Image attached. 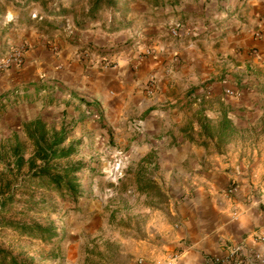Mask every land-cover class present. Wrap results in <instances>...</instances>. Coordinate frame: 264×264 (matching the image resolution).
Wrapping results in <instances>:
<instances>
[{
  "label": "crops",
  "instance_id": "1",
  "mask_svg": "<svg viewBox=\"0 0 264 264\" xmlns=\"http://www.w3.org/2000/svg\"><path fill=\"white\" fill-rule=\"evenodd\" d=\"M251 3L246 25L211 36L222 55L234 54L233 64L224 60L227 79L208 90L197 88L194 48L156 42L144 54V36L165 29L157 24L118 38L57 20L16 24L0 34V55L12 45L26 49L22 67L0 71L3 121L24 130L40 118L71 131L70 141L90 139L94 155L125 158L127 171L150 154L155 164L166 161L176 179H191L187 197L177 195L169 215H160L148 237L134 239L118 264H156L171 256L175 264H209L238 245L259 250L264 264V242L255 239L264 236V1ZM135 36L133 49L115 47ZM227 89L237 95H225ZM225 120L236 133L229 149L219 134ZM205 124L217 132L204 131ZM245 130L252 136L245 138ZM117 140L116 148L106 146ZM231 185L236 192L229 196Z\"/></svg>",
  "mask_w": 264,
  "mask_h": 264
},
{
  "label": "rangeland",
  "instance_id": "2",
  "mask_svg": "<svg viewBox=\"0 0 264 264\" xmlns=\"http://www.w3.org/2000/svg\"><path fill=\"white\" fill-rule=\"evenodd\" d=\"M252 1L259 0H184L178 6L163 7H155L146 0H105L99 11L90 12L95 0H0V34L5 36L16 24L17 28H30L38 22L57 20V25L75 23L81 30L98 29L104 36L118 38L135 27L141 31L150 28L149 24H157L165 29L144 36V54H150V45L156 42L165 45L175 41L178 51L185 45L194 48L197 88L205 89L213 82H224L226 73L229 74L225 64H233V51L228 57L224 56L226 53L222 55L223 50L219 43L215 44L212 34L221 28H234L238 23L246 25ZM260 18L264 19V11ZM137 38L117 42L115 47L121 51L133 49L138 46ZM208 89L209 86L205 90ZM3 115L0 109V158L7 151L8 140L14 142V132L30 153L31 144L22 133L24 130L14 128L12 121H3ZM211 131L216 133L217 129ZM235 136V131H230L221 146L231 148L228 141ZM243 136L248 138L252 134L245 130ZM71 141H81L79 155L72 161L87 165L78 175L83 190L78 201L63 200L55 192L38 188L36 181L12 176L5 170L9 156L5 153L2 162L0 159V220L55 228L52 238H33L0 227V248L26 264H118L127 250L135 247L134 239L148 237L161 216L169 215L177 195L179 201L187 197L184 188L191 179H176L166 161L155 164L150 154L127 171L125 158L94 155L96 144L90 139ZM117 145L118 140L106 143L107 147ZM121 161L123 176L119 178L115 169ZM7 180L12 182L10 189Z\"/></svg>",
  "mask_w": 264,
  "mask_h": 264
},
{
  "label": "trees",
  "instance_id": "3",
  "mask_svg": "<svg viewBox=\"0 0 264 264\" xmlns=\"http://www.w3.org/2000/svg\"><path fill=\"white\" fill-rule=\"evenodd\" d=\"M146 1L155 7H163L166 5L178 6L184 0ZM104 2L105 0H95L90 12L99 11L104 6ZM23 127L28 142L31 144V152L28 153L27 145L21 141L19 134L14 133L12 138L14 142L10 143L8 140L6 146L5 153L9 156V160L5 170L12 176L21 175L30 181H36L38 188L55 192L63 200L78 201L82 198L83 190L78 175L86 169L87 165L80 161H72L79 155L81 141H70L71 131L65 128L58 130L40 118L25 123ZM203 130L211 135L214 134L211 131L212 127L208 124L203 126ZM232 130L233 127L228 120L221 122L219 134L225 136ZM5 153L3 152L1 155V162ZM6 186L10 189L11 180H7ZM0 227L9 228L21 235L33 238H52L55 231V228L43 227L37 223L6 220H0ZM0 264H26V262L0 248Z\"/></svg>",
  "mask_w": 264,
  "mask_h": 264
},
{
  "label": "built area",
  "instance_id": "4",
  "mask_svg": "<svg viewBox=\"0 0 264 264\" xmlns=\"http://www.w3.org/2000/svg\"><path fill=\"white\" fill-rule=\"evenodd\" d=\"M260 35V34H259ZM25 46H13L7 52V54L0 58V71H4L11 67H22L25 62ZM155 82L151 80L149 87H154ZM225 95L235 96L237 95L232 89L225 90ZM121 162L117 165L115 171L118 177L123 176V169L121 168ZM115 174V173H114ZM236 192V186L231 185L227 190L226 194L232 196ZM255 239L259 242H264V236L256 235ZM177 256H171L158 261L156 264H175ZM209 264H263V254L256 248H246L244 246H230L227 248V253L221 257H213L209 261ZM139 264H143L140 261Z\"/></svg>",
  "mask_w": 264,
  "mask_h": 264
}]
</instances>
